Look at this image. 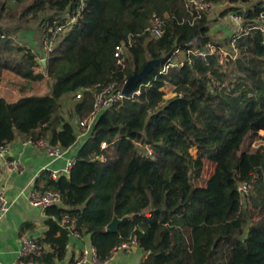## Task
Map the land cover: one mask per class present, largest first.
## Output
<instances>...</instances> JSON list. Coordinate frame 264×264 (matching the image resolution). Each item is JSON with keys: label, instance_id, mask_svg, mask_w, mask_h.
<instances>
[{"label": "trees", "instance_id": "trees-1", "mask_svg": "<svg viewBox=\"0 0 264 264\" xmlns=\"http://www.w3.org/2000/svg\"><path fill=\"white\" fill-rule=\"evenodd\" d=\"M225 1L223 16L240 10L249 20L264 11V0ZM81 5L78 20L67 25L65 14ZM47 10L53 14L42 26L48 22L54 32L42 27V40L50 34L54 48L42 72L33 71L36 55L14 46L0 28V81L6 73L22 81L14 99L0 96V145L37 134L71 147L77 139L71 120L92 108V87L123 84L147 62L157 63L139 82L138 95L99 114L69 174L53 179L42 172L41 189L59 191L62 205L46 208L48 229L38 242L50 250L33 261L63 257L69 231L59 219L68 214L101 258L135 239L146 253L139 264H264V31L240 38L238 56L225 65L216 54L189 55L161 73L195 37L199 46L227 44L209 33V15L190 23L184 0H0V19L16 12L36 19ZM153 13L163 22L159 37L146 30ZM121 42L128 47L123 65H116L113 51ZM44 79L45 88L33 85ZM166 85L173 87L169 98ZM67 95L76 100L69 119L58 114ZM205 162L214 165L206 179ZM250 179L253 194L245 206L237 186ZM113 216L124 219L106 231Z\"/></svg>", "mask_w": 264, "mask_h": 264}, {"label": "built area", "instance_id": "built-area-1", "mask_svg": "<svg viewBox=\"0 0 264 264\" xmlns=\"http://www.w3.org/2000/svg\"><path fill=\"white\" fill-rule=\"evenodd\" d=\"M224 5H229L227 1L223 0ZM184 5L188 11V16L185 17L187 21L192 23L195 19L201 16L210 15L213 13L215 8L220 5L219 0H184ZM82 5L72 12H67L65 14L66 24L75 23L80 17V9ZM228 23L232 26L231 33L228 36L227 44L215 45L210 42L206 43L204 46H199L198 38L195 37L186 43V48L183 50L177 49L174 51L173 55L165 61L160 72L166 73L169 69L174 67L182 66V64L188 59L189 55H194L199 58H206L209 54H216L218 56V61L220 64L225 65L229 59H236L238 56V49L236 48L237 41L251 33L253 30L264 31V11H262L256 18L245 20L242 17L240 10H229L224 15ZM163 22L160 16L152 14L149 19V24L146 30L152 37H159L162 33ZM45 30L48 33L54 32V28L48 22L43 24ZM63 25H59L56 29H62ZM45 34L42 40V48L37 54L38 63L42 64V59L52 52L54 48V40L50 34ZM130 41L128 40V44ZM127 43L121 42L114 47L113 55L116 59V65H123L125 54L127 51ZM183 51L184 57L179 58L178 53ZM43 66V64H42ZM124 84V83H123ZM123 84H118L116 81H111L108 83L96 84L91 88L93 93V103L90 111L82 117H76L71 120V123L76 128V142H83L89 135L93 125L95 124L99 114L111 107L112 105L122 101L125 96L122 93ZM140 93L139 89H135L132 93L138 95ZM75 99H79L82 95V90H78L73 94ZM23 146H33L35 148L41 149L48 157L51 159H64V165L61 168L63 174H69L72 166L75 163L74 155L65 156L67 149H63L58 145L51 144L47 137L30 136L21 141ZM10 143L0 145V157L4 156L6 152L10 149ZM106 146L105 142L101 143V147ZM147 153H151V149L146 146ZM103 159V157H101ZM7 165L10 169L15 171H22V166L18 159H9ZM59 170H53L50 174L52 178L58 177ZM237 190L240 193V203L245 206H250V197L253 194V180H242L238 183ZM29 204L33 207H39L46 209L53 205H62V198L59 191L56 190H35L31 193L29 197ZM9 208V201L5 196L4 189L0 188V215H3ZM74 217H70L68 214H63L59 223L69 231V235L78 236L79 233L75 230ZM20 246L18 249V256L20 258H27V262H34L33 258L40 257L44 252V245L39 243L37 239L28 235L22 234L19 239ZM131 246H138L135 239H131L128 242H123L113 249H127ZM112 251V252H113ZM90 259L92 264H107L108 258H101L94 247L82 250L80 256L69 264H84Z\"/></svg>", "mask_w": 264, "mask_h": 264}, {"label": "crops", "instance_id": "crops-1", "mask_svg": "<svg viewBox=\"0 0 264 264\" xmlns=\"http://www.w3.org/2000/svg\"><path fill=\"white\" fill-rule=\"evenodd\" d=\"M226 22L224 31L230 35L232 26L227 20ZM209 33L212 34L213 29ZM178 57H184L183 51L178 53ZM17 95V92L7 95L6 100H12ZM25 138L17 136L10 142V149L6 152V154L11 152V155L6 158L0 157V188L4 189L9 201L8 210L0 215V264H69L80 256L82 250L93 247L90 235H69L63 257L53 259L51 263L41 261L29 263L27 258L18 256L19 239L22 234L25 233L40 240L48 229L46 220L49 216L46 209L31 206L29 197L35 190L42 191V172L49 171L51 174L53 170H59L58 176H60L63 174L61 168L65 162L63 158L51 159L41 149L29 145L23 146L21 141ZM80 143L75 142L69 147L65 156H73ZM14 158L19 160L22 171H15L8 167L7 162ZM42 244L45 247L44 251L50 250L48 244ZM133 247L114 250L109 255L107 264H139L146 253L142 252L139 246L133 251ZM84 264H92V262L89 259Z\"/></svg>", "mask_w": 264, "mask_h": 264}, {"label": "rangeland", "instance_id": "rangeland-1", "mask_svg": "<svg viewBox=\"0 0 264 264\" xmlns=\"http://www.w3.org/2000/svg\"><path fill=\"white\" fill-rule=\"evenodd\" d=\"M220 5L215 8L212 14L208 18L212 21L209 27V31L213 29L212 36L214 40L225 43L228 39V35L225 33V28L227 26L226 18L223 16L224 11L228 8L223 0H219ZM13 4V1H10ZM53 14L52 11L47 10L44 14L40 15L36 19H32L29 14H25L23 17H19L16 14L12 18H2L0 19V28L8 32V36L12 39L14 46H21L30 51H32L36 56L38 50L42 48V19L45 16ZM182 58V57H181ZM36 60L37 57H36ZM38 62V61H37ZM35 73L42 72L43 67L39 63L33 68ZM20 78L16 77L12 73H6L0 81V96H7L14 94L15 92L20 93L22 81ZM46 79L43 82H35L36 88H45ZM164 98H169L174 95L173 88L170 85H166L163 88ZM74 100L70 95L62 98L61 105L58 109V114L62 115L65 119H69V111L73 106ZM82 117V116H80ZM257 141L251 143V146H256ZM192 154L195 153V149L191 151ZM214 165L210 162H205L202 177L206 179L212 173ZM194 184H203L201 180H194Z\"/></svg>", "mask_w": 264, "mask_h": 264}, {"label": "water", "instance_id": "water-1", "mask_svg": "<svg viewBox=\"0 0 264 264\" xmlns=\"http://www.w3.org/2000/svg\"><path fill=\"white\" fill-rule=\"evenodd\" d=\"M46 59H42L43 67L45 66ZM156 60H151L147 62L140 71L133 72L124 82L122 86V93L125 97H130L131 93L138 87L140 81H142L148 73L152 70V68L156 65ZM11 155V152H8L4 155V157H8ZM124 218H118L117 216H113L112 220L106 225V231H116L118 223L121 222ZM133 251L137 249V246H134ZM143 252V250H142Z\"/></svg>", "mask_w": 264, "mask_h": 264}]
</instances>
